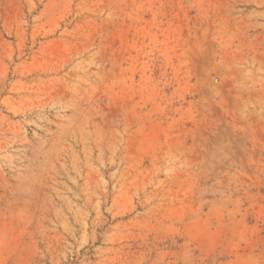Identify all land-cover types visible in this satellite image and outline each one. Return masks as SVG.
Returning <instances> with one entry per match:
<instances>
[{
  "label": "rangeland",
  "instance_id": "rangeland-1",
  "mask_svg": "<svg viewBox=\"0 0 264 264\" xmlns=\"http://www.w3.org/2000/svg\"><path fill=\"white\" fill-rule=\"evenodd\" d=\"M0 264H264V0H0Z\"/></svg>",
  "mask_w": 264,
  "mask_h": 264
}]
</instances>
